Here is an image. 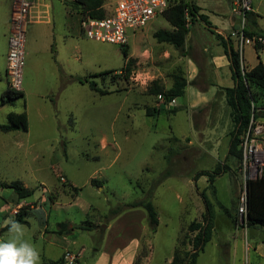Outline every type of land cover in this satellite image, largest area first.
Returning a JSON list of instances; mask_svg holds the SVG:
<instances>
[{"label":"rangeland","instance_id":"1","mask_svg":"<svg viewBox=\"0 0 264 264\" xmlns=\"http://www.w3.org/2000/svg\"><path fill=\"white\" fill-rule=\"evenodd\" d=\"M72 1L48 0L58 18L72 16L78 57L74 71L107 94L78 82L60 106L43 101L38 93L50 86L52 77L42 74L40 63L46 69L49 57L40 52L26 56L29 128L0 132V182L20 181L34 194L19 201L12 189L0 186V240L9 237L3 231L5 220H15L26 207L23 239L39 251V264H65L67 251L79 255L80 264H167L182 241L186 245L180 247L191 250L195 233L188 227L203 221L204 194L213 204L214 230L196 264H264V227L241 228L233 222L244 181L241 164L228 155L233 122L224 90L212 85L219 78L214 73L201 76L209 89L199 92L190 85L175 103L162 104L151 92L154 82L167 90L172 75L185 67L183 53L154 38L156 31L171 29L164 17L130 35L126 60L134 64L127 75L121 73V46L85 38ZM116 1H105L107 13ZM253 5H259L264 28V0H253ZM203 32L209 48L217 47L216 36ZM253 46L244 45L243 69L259 63ZM258 53L264 64V53ZM222 85L231 87L230 77ZM7 109L26 112L24 95ZM66 109L72 113L65 117ZM148 109L162 113L148 116ZM0 123L8 124L1 118ZM218 165L225 167L214 190L207 177L195 179ZM160 178L151 198L160 220L153 233L144 209L125 206L147 199ZM64 222L71 229L87 223L93 230L75 228L61 235L59 224Z\"/></svg>","mask_w":264,"mask_h":264},{"label":"trees","instance_id":"2","mask_svg":"<svg viewBox=\"0 0 264 264\" xmlns=\"http://www.w3.org/2000/svg\"><path fill=\"white\" fill-rule=\"evenodd\" d=\"M106 0H73L72 7L82 16H90L96 19H103L107 16V12L104 9V3ZM164 19L169 23L171 29H160L154 33V38L160 44H167L172 46L177 51L184 53L186 38L189 33V24L194 21H202L206 25H209L207 17L200 14L199 8L192 2L187 0H170L169 9L162 15ZM253 14L248 16L249 21L254 26L255 30L247 32L249 37H260L264 39V31L257 29L258 25L256 20L252 19ZM225 53L230 61V67L232 70L233 79L235 84L233 87L224 88L226 101L231 108V118L233 122V130L230 133V144L228 149V155L230 158L241 164L242 161V148L240 146L241 136L247 130L251 116L254 114L256 119H264V64L259 63L254 67L245 66L244 74H242L241 68V56L239 51L234 49L231 40L223 41ZM126 46H121V51L125 58V65L122 68L121 73L130 74L131 68L134 64L133 59H127L128 52L125 49ZM257 51L264 49V44L256 42L253 46ZM110 73V72H108ZM103 74L94 75V77L101 76ZM173 82L170 88L167 90L163 88L157 82H154L151 90L152 94L159 99L161 96L162 104H170L173 100L183 97L186 93L188 81L183 71H178L172 75ZM79 83H88L91 90L101 95L107 94L105 90H101L95 81H89L88 79L78 78ZM254 88V89H253ZM23 97L22 93H14L10 89L3 96V103L14 104V102ZM161 114L160 109H148L147 115L153 116ZM29 121L26 112L16 113L11 112L8 114V124L0 125V131L10 132L15 130L28 131ZM225 165H218L217 168L210 172L206 170L200 171L195 179L200 177H207L209 186L214 190V183L216 179L224 172ZM162 178L150 190L147 199L134 202L126 205V209L142 208L146 211L149 227L153 233L157 231L160 220L158 212L151 200L153 191L157 184L161 182ZM92 184L97 186L99 182L92 180ZM3 188L12 189L18 197L19 201L25 200L34 194V190L26 188L22 182L15 181L10 184L1 183ZM75 191H80L79 188H74ZM248 217L246 222H242L239 214L237 218L233 219V222L241 228H254L264 227V176L261 179L248 181ZM50 199H53L51 196ZM203 200L205 204V214L203 215V221L200 223L192 222L188 230L195 233L190 240L191 250L186 251L180 246L186 245L185 241L177 246L171 262L167 264H196L201 253L205 251V247L211 242L214 230V211L213 204L203 194ZM28 209L21 207L15 221L20 224H27L26 216ZM61 235L68 234L72 229L78 228L81 230H93L90 224L83 223L79 226L70 228L69 223L59 224ZM7 227L3 231H7Z\"/></svg>","mask_w":264,"mask_h":264},{"label":"crops","instance_id":"3","mask_svg":"<svg viewBox=\"0 0 264 264\" xmlns=\"http://www.w3.org/2000/svg\"><path fill=\"white\" fill-rule=\"evenodd\" d=\"M32 1L34 2V10L32 11L34 20L28 26L26 56L31 58L34 54L39 55V52L46 54V56L48 55L50 63H47L46 69L40 63V70L43 75L51 76L52 80H50L51 84L45 91H39L38 97L43 101H50V103L54 102L59 105L63 100L66 101L68 99L66 93L68 94L69 89L70 91L72 90L73 85L78 83L79 78L74 71L75 65L73 64L74 61H77L78 57L76 55L77 47L73 43L75 41V29L72 23V16L65 15L62 18H58L54 13L52 3H49L48 0ZM192 2L199 8L200 14L207 17L209 25H206L202 21H194L189 24V33L186 38L183 56H181V59L185 63L183 72L188 81V86L193 85L199 92H203L209 89L208 86L211 84L200 79L201 76H204L206 79L208 74L214 73L219 78V81L212 83L213 86L219 87L222 90L230 88L222 85L224 78L230 77L232 82L231 87H233L235 81L230 61L223 45V41L228 42L231 40L234 49L238 50L237 38L233 35L236 33L235 30L237 29L238 22L231 12L230 0H197V2L196 0H192ZM12 3L13 0H0V118L7 120V122L8 114L14 112L7 109L8 106H12L13 104H2L3 96L9 90V79L6 74V68L11 34ZM251 14H253L252 19L257 22V29L264 31V28L260 25V19L263 17L259 13V5H253V12ZM217 18L220 20L219 23H217ZM202 29H207L212 35L216 36L217 47L211 46L209 48V41H206ZM253 30L255 28L248 19V31ZM253 49L257 53L258 61H260L259 51L257 52L254 47ZM261 52L264 53V49ZM243 61L245 62L244 58ZM197 78H199L198 81L196 80ZM28 92V84L23 81L22 94L24 95L25 111L29 118L26 105V93ZM69 113H72L71 110L66 109L65 117ZM54 118L56 119L55 114ZM2 124L0 123V125ZM248 247L257 250V247L254 246Z\"/></svg>","mask_w":264,"mask_h":264},{"label":"built area","instance_id":"4","mask_svg":"<svg viewBox=\"0 0 264 264\" xmlns=\"http://www.w3.org/2000/svg\"><path fill=\"white\" fill-rule=\"evenodd\" d=\"M170 6V0H117L110 13L103 19L82 16L81 31L85 38L99 42L126 46L130 35L143 30L149 22L162 16ZM232 14L238 20V51L243 69V51L246 43L264 44L260 37H249L248 16L253 12V0H230ZM34 2L32 0H13L11 10V34L7 56L6 74L9 89L14 93L23 92L24 69L26 66V39L28 26L34 20ZM162 100L161 96L159 97ZM175 100L171 102L173 104ZM242 148L241 171L244 188L239 197V217L242 222L248 217V181L258 180L264 176V120L256 119L254 114L247 130L241 136ZM65 264H80L79 255L67 251Z\"/></svg>","mask_w":264,"mask_h":264},{"label":"clouds","instance_id":"5","mask_svg":"<svg viewBox=\"0 0 264 264\" xmlns=\"http://www.w3.org/2000/svg\"><path fill=\"white\" fill-rule=\"evenodd\" d=\"M9 237L0 240V264H39L37 248L23 239L24 226L11 217L5 220Z\"/></svg>","mask_w":264,"mask_h":264}]
</instances>
